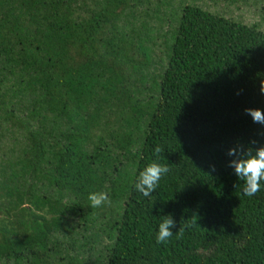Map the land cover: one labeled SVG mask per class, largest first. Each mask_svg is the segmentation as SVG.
<instances>
[{
	"label": "trees",
	"instance_id": "16d2710c",
	"mask_svg": "<svg viewBox=\"0 0 264 264\" xmlns=\"http://www.w3.org/2000/svg\"><path fill=\"white\" fill-rule=\"evenodd\" d=\"M260 73L264 0H0V264H264V181L226 155L264 143Z\"/></svg>",
	"mask_w": 264,
	"mask_h": 264
},
{
	"label": "clouds",
	"instance_id": "9594fccd",
	"mask_svg": "<svg viewBox=\"0 0 264 264\" xmlns=\"http://www.w3.org/2000/svg\"><path fill=\"white\" fill-rule=\"evenodd\" d=\"M260 76L259 91L264 94V73ZM245 112L249 114L253 122L264 125V112L258 108H246ZM162 149L157 146L154 153L157 157L161 154ZM226 155L230 157L228 166L234 171L238 181L242 182V195L252 197L261 190V181H264V143H257L252 140L248 144L237 143L229 147ZM210 171L214 172L215 165L209 164ZM169 172L167 164L158 163L153 160L141 170L134 182V188L143 196L148 197L156 191L162 177ZM90 206L93 208L101 207L103 204L110 203V199L105 192H93L88 196ZM176 221L171 214H166L161 217V222L158 225V231L155 236L156 243L161 244L166 242L176 233L177 236L183 234L184 229L178 228L175 231Z\"/></svg>",
	"mask_w": 264,
	"mask_h": 264
},
{
	"label": "rangeland",
	"instance_id": "374dc122",
	"mask_svg": "<svg viewBox=\"0 0 264 264\" xmlns=\"http://www.w3.org/2000/svg\"><path fill=\"white\" fill-rule=\"evenodd\" d=\"M189 6L201 8L207 12L228 14L231 9L232 0H183Z\"/></svg>",
	"mask_w": 264,
	"mask_h": 264
}]
</instances>
